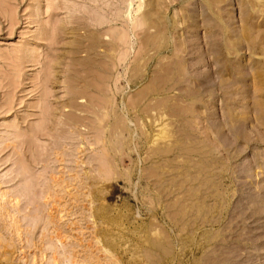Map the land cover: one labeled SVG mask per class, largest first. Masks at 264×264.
<instances>
[{
    "label": "rangeland",
    "instance_id": "1",
    "mask_svg": "<svg viewBox=\"0 0 264 264\" xmlns=\"http://www.w3.org/2000/svg\"><path fill=\"white\" fill-rule=\"evenodd\" d=\"M0 264H264V0H0Z\"/></svg>",
    "mask_w": 264,
    "mask_h": 264
},
{
    "label": "bare ground",
    "instance_id": "2",
    "mask_svg": "<svg viewBox=\"0 0 264 264\" xmlns=\"http://www.w3.org/2000/svg\"><path fill=\"white\" fill-rule=\"evenodd\" d=\"M213 3H214V2H213ZM217 13H218V12H217ZM214 16H215V15H214ZM215 17H216V16H215ZM99 19H100V18H99ZM101 20H102V19H101ZM138 34H139V33H138ZM223 37H224V36H223ZM222 42H223V41H222ZM225 42H226V41H225ZM184 47H185V46H184ZM223 47H224V46H223ZM182 48H183V47H182ZM224 50H225V49H224ZM167 62H168V61H167ZM177 65H179V63H177ZM166 66H167V65H166ZM212 67H213V66H212ZM167 68H168V67H167ZM168 69H169V68H168ZM176 69H177V68H176ZM176 69H175V70H176ZM212 69H213V68H212ZM165 70H166V69H165ZM175 70H174V71H175ZM167 71H168V70H167ZM135 73H136V72H135ZM179 73H180V72H179ZM179 73H178V74H179ZM158 75H159V74H158ZM132 76H133V75H132ZM161 76H162V75H161ZM177 76H179V75H177ZM162 77H163V76H162ZM159 78H160V77H159ZM170 78H171V77H170ZM187 85H188V84H187Z\"/></svg>",
    "mask_w": 264,
    "mask_h": 264
}]
</instances>
